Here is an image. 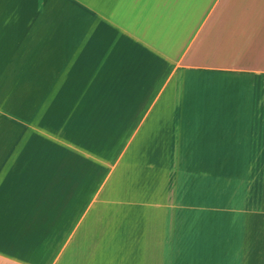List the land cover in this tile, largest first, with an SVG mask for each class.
<instances>
[{"label":"crops","instance_id":"obj_1","mask_svg":"<svg viewBox=\"0 0 264 264\" xmlns=\"http://www.w3.org/2000/svg\"><path fill=\"white\" fill-rule=\"evenodd\" d=\"M242 166L264 0H0V264H264L148 250L233 213L203 198Z\"/></svg>","mask_w":264,"mask_h":264},{"label":"rangeland","instance_id":"obj_2","mask_svg":"<svg viewBox=\"0 0 264 264\" xmlns=\"http://www.w3.org/2000/svg\"><path fill=\"white\" fill-rule=\"evenodd\" d=\"M233 175L232 188L218 190L216 198H203L204 210H210L213 204L233 213L227 218L220 213H203L201 224L196 223L195 230L187 229L179 238V231L170 229L169 239L161 232L159 239L165 245L148 247V250L264 254V166L234 167ZM135 232L141 236L140 230ZM182 241L186 245H177Z\"/></svg>","mask_w":264,"mask_h":264}]
</instances>
